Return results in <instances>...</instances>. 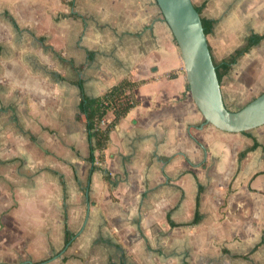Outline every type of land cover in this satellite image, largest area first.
Here are the masks:
<instances>
[{"label": "crops", "instance_id": "0c3cea01", "mask_svg": "<svg viewBox=\"0 0 264 264\" xmlns=\"http://www.w3.org/2000/svg\"><path fill=\"white\" fill-rule=\"evenodd\" d=\"M192 2L216 64L264 37V0ZM0 6V264H264V127L205 123L156 0ZM124 80L137 106L93 165L80 84ZM221 89L232 112L264 93V38Z\"/></svg>", "mask_w": 264, "mask_h": 264}, {"label": "water", "instance_id": "95a60500", "mask_svg": "<svg viewBox=\"0 0 264 264\" xmlns=\"http://www.w3.org/2000/svg\"><path fill=\"white\" fill-rule=\"evenodd\" d=\"M184 63L188 90L205 123L241 134L264 127V93L237 112L223 99L202 17L192 0H156Z\"/></svg>", "mask_w": 264, "mask_h": 264}, {"label": "trees", "instance_id": "16d2710c", "mask_svg": "<svg viewBox=\"0 0 264 264\" xmlns=\"http://www.w3.org/2000/svg\"><path fill=\"white\" fill-rule=\"evenodd\" d=\"M199 14L201 15L202 10L196 8ZM202 23L206 36L212 32L213 22L202 18ZM264 37L253 36L249 39L248 45L237 51L233 56L224 61L221 64H216V71L221 83L223 76L227 74L232 65H234L237 60L242 57L244 54L249 52V50L257 43H260ZM138 87L137 83H133L129 80H124L118 85L109 89L105 94L98 98H89L83 89L82 84L81 88V103H80V116L84 119L86 124L87 137L89 142L90 149V163L95 164L96 162V153L103 152L110 140V133L115 125L127 114L137 106V101L135 100L134 91ZM112 113L114 115V120L111 123H107L105 127H102V121L107 119V116ZM248 134V133H243ZM258 145L251 149L254 150ZM250 150V151H251ZM249 151L241 155V159ZM196 219H198V214Z\"/></svg>", "mask_w": 264, "mask_h": 264}, {"label": "rangeland", "instance_id": "374dc122", "mask_svg": "<svg viewBox=\"0 0 264 264\" xmlns=\"http://www.w3.org/2000/svg\"><path fill=\"white\" fill-rule=\"evenodd\" d=\"M10 6H11L10 4H5V5H4V8L7 7V8H9V9H12V7H10ZM1 8H3V6H0V9H1ZM7 8H5V9H7ZM29 40H30V39L27 37V38H26V41L28 42ZM30 46H31V44H28V43H27L26 49H28ZM186 80H187V79H186ZM186 83H187V81H186ZM232 84H233V83H229V82H228L227 85H226V87H228V88H229V87H232ZM187 86H188V83H187ZM226 91H227V90H226ZM232 93H235V94H232V95H242V93L238 92V90H233ZM236 93H237V94H236ZM226 95H227V94H226ZM243 106H244V105L242 104V105L236 106V107H234V108L232 107V109L235 110V111H239ZM210 126H211V125H210ZM96 251H99L97 247H96ZM102 256H103V254H98V253L95 255L98 264H103ZM98 257H99V258H98ZM93 264H96V262L93 263Z\"/></svg>", "mask_w": 264, "mask_h": 264}, {"label": "built area", "instance_id": "2783aa9c", "mask_svg": "<svg viewBox=\"0 0 264 264\" xmlns=\"http://www.w3.org/2000/svg\"><path fill=\"white\" fill-rule=\"evenodd\" d=\"M107 123H108V122H107V119H105V120L102 121L101 126H102V127H105V126L107 125Z\"/></svg>", "mask_w": 264, "mask_h": 264}]
</instances>
